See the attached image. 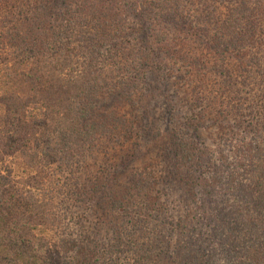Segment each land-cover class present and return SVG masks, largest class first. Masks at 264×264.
<instances>
[{
	"label": "trees",
	"instance_id": "trees-1",
	"mask_svg": "<svg viewBox=\"0 0 264 264\" xmlns=\"http://www.w3.org/2000/svg\"><path fill=\"white\" fill-rule=\"evenodd\" d=\"M0 264H264V0H0Z\"/></svg>",
	"mask_w": 264,
	"mask_h": 264
},
{
	"label": "rangeland",
	"instance_id": "rangeland-1",
	"mask_svg": "<svg viewBox=\"0 0 264 264\" xmlns=\"http://www.w3.org/2000/svg\"><path fill=\"white\" fill-rule=\"evenodd\" d=\"M214 1V0H213ZM216 3V2H215ZM171 92H172V90H171ZM179 96H181V92L179 93ZM211 130H212V128H211ZM15 174H17V171H15ZM65 176V175H64ZM63 176V177H64Z\"/></svg>",
	"mask_w": 264,
	"mask_h": 264
}]
</instances>
